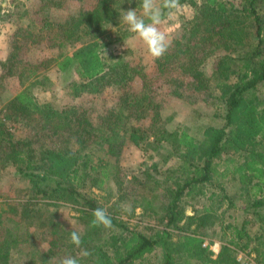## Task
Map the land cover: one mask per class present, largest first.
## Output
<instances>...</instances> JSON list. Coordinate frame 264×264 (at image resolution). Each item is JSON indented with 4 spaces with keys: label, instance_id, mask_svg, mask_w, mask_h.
<instances>
[{
    "label": "trees",
    "instance_id": "16d2710c",
    "mask_svg": "<svg viewBox=\"0 0 264 264\" xmlns=\"http://www.w3.org/2000/svg\"><path fill=\"white\" fill-rule=\"evenodd\" d=\"M39 1L40 11L48 13L64 6L63 0ZM188 2L195 15L156 59L154 78L164 79L170 91L190 89L208 106H214L209 98L218 104L215 116L221 122L199 126L197 132L182 123L169 128L174 116L162 118L153 80L112 49L133 35L112 38L124 26L122 11L139 12L140 0H97L65 23L45 25L59 48L49 61L59 73L77 79L84 92L116 80L126 112L110 108L98 122L89 110L69 116L39 101L35 71L23 66L20 42L14 40L0 61V177L7 166L14 167L31 198L10 204L0 219V264H10L26 226L41 228L43 235L57 219L51 209L61 205L80 213V247L57 221L47 234L50 249L39 251L31 264H59L65 257L79 264H239L234 255L250 248L249 228L264 232V10L258 7L264 0L241 5L180 0ZM253 33L255 43L249 39ZM209 63L211 75L205 71ZM138 76L143 90L128 92ZM11 77L22 89L4 101L1 84ZM152 113L155 119L142 127ZM194 113L202 118L200 111ZM10 122L24 125L28 137L17 138ZM146 143L162 147L161 160L169 167L159 176L128 179L122 155L129 144ZM96 208L107 210L113 227L92 226ZM139 210L148 221L144 227L130 223ZM215 242L221 243L217 257L211 249ZM260 247L264 241L258 250V262L264 264ZM82 250L90 255L80 256Z\"/></svg>",
    "mask_w": 264,
    "mask_h": 264
},
{
    "label": "rangeland",
    "instance_id": "374dc122",
    "mask_svg": "<svg viewBox=\"0 0 264 264\" xmlns=\"http://www.w3.org/2000/svg\"><path fill=\"white\" fill-rule=\"evenodd\" d=\"M198 1L201 3L202 0ZM230 1L241 5L243 0ZM62 2L64 5L62 8H54L48 13L47 11H40L39 0H0V10L2 11L0 15V27L4 23L9 22V28H11L6 29L5 38L3 41L0 40L1 45L3 44V48L0 46V57L4 56L2 53L3 49L9 54L14 47V40L18 39L20 42L18 44L20 47L19 57L25 64L23 66L27 69L30 66L35 71V77L32 79V82L36 84L37 89L35 93L39 101L53 103L59 112H65L64 114L71 116L79 114L82 110H89L94 122L100 121V117L110 108H117L126 112V108L121 102L122 91L117 88L118 84L116 80L111 85L109 84L105 87L101 84L98 85L95 92L94 89L93 91L88 89L84 92L81 84L74 82L77 79H73L69 75H62L57 71L54 63H49L51 59L58 55L59 48L54 45L52 33L46 30L45 25L47 23H65L72 15L77 14L82 9L92 8L97 0H63ZM181 6V10L176 14L175 19L169 22L173 26L171 41L180 34L182 29L195 15V10L189 2L181 4ZM258 7L261 11L264 10L263 3H260ZM138 14H140V11ZM166 17L167 14L165 15ZM14 28L15 30H12ZM121 28L122 31L117 30L112 38L124 37L129 33L127 25L124 24ZM0 34L2 35L1 30ZM249 39L252 43L256 42L254 33L249 36ZM112 49L115 51L116 56L124 57V61L127 62L125 63L130 68H135L137 71L140 70L153 80L152 82H154L157 94L154 91L152 94L153 96L156 95V101L160 103L162 118L167 119L174 116V120L169 125V128H174L182 123L193 132H197L199 126L221 122L220 118L215 116L218 112L216 108L218 104H214L212 98L207 99V102L212 103L215 107L208 106L199 92L195 93L190 89L178 92L170 91L165 87L164 79H155L154 75L157 72L156 59L151 58L147 54L143 43L134 39L133 35L128 37L123 44L117 43ZM117 61L116 58L115 63ZM205 71L208 75H211L212 63H209ZM131 72L132 74L135 73L134 71ZM136 74L139 75V73ZM1 86L6 91L3 95L4 101L12 99L22 89L16 77L8 78ZM127 90L130 93H140L143 90L142 78L136 77L129 84ZM195 110L203 114L201 119L196 118ZM149 116L148 119L140 124L142 127H147L149 122L155 119V114L152 113ZM9 126H12L17 138L28 137L29 134L24 125L21 126L10 122ZM162 153L163 149L160 146L146 143L141 147H136L129 144L120 160L123 175L128 179H132L134 176L146 177L148 174L159 176L160 171H165L169 167L168 164L162 162ZM30 198L31 194L28 184L20 180L14 167L7 166L0 177V219L6 217L10 204L19 200L27 201ZM51 211H55L58 214L57 219H52V223L45 227L43 235L40 233L42 231L41 228L26 226L27 228L23 229L20 244L13 252L10 264H31V262H34L39 251L42 252L50 249V239L47 234L50 231L52 232L50 226L57 223V221L70 233L76 231L81 235L84 232V225L77 218L80 213L76 212L72 207L61 205L51 209ZM187 211L188 214H191L192 208L189 207ZM236 215L239 217V214ZM26 223L28 222H24L23 225H27ZM130 223L131 225H140L139 227L148 225V221L142 217V211L140 210L137 212V217L131 219ZM254 227L249 228L252 233L250 248L243 251L237 250L234 255L237 259L243 255L244 259L250 257L255 261H260L258 250L260 243L264 241V232H260L258 231V227ZM45 231L47 232L46 235ZM256 235L263 237V239H256ZM260 249L262 251L264 247H260ZM220 250L218 253L213 251L215 257L220 253Z\"/></svg>",
    "mask_w": 264,
    "mask_h": 264
},
{
    "label": "clouds",
    "instance_id": "9594fccd",
    "mask_svg": "<svg viewBox=\"0 0 264 264\" xmlns=\"http://www.w3.org/2000/svg\"><path fill=\"white\" fill-rule=\"evenodd\" d=\"M139 7L140 14L137 9L122 11L120 20L127 25L133 38L143 43L147 54L153 59H159L171 46L173 26L169 22L173 21L181 10L180 0H140ZM164 10H167L166 18ZM92 216L93 227H113L112 218L106 209L96 208L92 210ZM70 240L76 247H80L81 237L78 232L72 231ZM89 255L90 252L87 250L80 252L82 257ZM59 264H79V261L75 257H65L59 261Z\"/></svg>",
    "mask_w": 264,
    "mask_h": 264
},
{
    "label": "built area",
    "instance_id": "2783aa9c",
    "mask_svg": "<svg viewBox=\"0 0 264 264\" xmlns=\"http://www.w3.org/2000/svg\"><path fill=\"white\" fill-rule=\"evenodd\" d=\"M221 248V244L219 242H215L212 246L211 249L215 252L218 253ZM241 255L237 260L239 261V264H262L259 263L258 261H255L253 258L247 257L244 259Z\"/></svg>",
    "mask_w": 264,
    "mask_h": 264
},
{
    "label": "crops",
    "instance_id": "0c3cea01",
    "mask_svg": "<svg viewBox=\"0 0 264 264\" xmlns=\"http://www.w3.org/2000/svg\"><path fill=\"white\" fill-rule=\"evenodd\" d=\"M9 22H6V23H4L3 25H1V32H2V35L0 34V40H2L3 41V39L5 38V32L7 31L6 29H11V28H9V24H8ZM13 26V25H12ZM11 26V27H12ZM12 30H15V28L14 29H12ZM0 46L3 48V44L1 45V43H0ZM2 53L4 54V56L3 57H0V60L1 61H4L6 58H7V56H8V52L7 51H5L4 49L2 50ZM2 73V72H1Z\"/></svg>",
    "mask_w": 264,
    "mask_h": 264
}]
</instances>
